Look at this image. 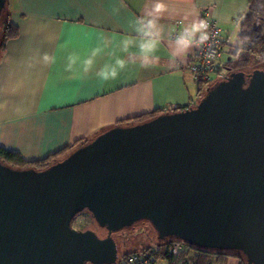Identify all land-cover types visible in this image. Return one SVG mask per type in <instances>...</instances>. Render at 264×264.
<instances>
[{
	"label": "water",
	"instance_id": "obj_1",
	"mask_svg": "<svg viewBox=\"0 0 264 264\" xmlns=\"http://www.w3.org/2000/svg\"><path fill=\"white\" fill-rule=\"evenodd\" d=\"M225 79L196 107L112 128L43 171L0 164V264H117L121 234L142 226L156 245L264 264V72ZM83 212L93 225L77 231Z\"/></svg>",
	"mask_w": 264,
	"mask_h": 264
},
{
	"label": "crops",
	"instance_id": "obj_2",
	"mask_svg": "<svg viewBox=\"0 0 264 264\" xmlns=\"http://www.w3.org/2000/svg\"><path fill=\"white\" fill-rule=\"evenodd\" d=\"M251 0H7L10 20L18 37L6 44L0 59V148L24 160L41 161L63 149L91 141L118 124L136 118L194 107L199 100L195 79L187 65L195 51L172 58L170 35L176 22L183 28L209 11L223 32L220 67L229 60L240 21ZM156 3L165 10L156 13ZM148 20L156 23L160 43L159 61L141 67L138 29ZM133 40L129 52L122 42ZM105 44L107 45L105 47ZM104 47L92 73L73 80L64 71L66 57L78 52L83 57L94 47ZM109 52L127 61L116 80L103 82L95 72L110 62ZM44 53L55 56L54 64L40 62ZM31 56V68L24 64ZM150 248V246H149ZM195 253L186 261L192 264ZM152 264H169L159 259ZM223 264H240L228 257Z\"/></svg>",
	"mask_w": 264,
	"mask_h": 264
},
{
	"label": "trees",
	"instance_id": "obj_3",
	"mask_svg": "<svg viewBox=\"0 0 264 264\" xmlns=\"http://www.w3.org/2000/svg\"><path fill=\"white\" fill-rule=\"evenodd\" d=\"M255 22H258L259 26L255 27L254 26ZM0 23L4 24L5 26V31L3 33H0V59H1L5 51L6 44L11 40L16 39L19 33L17 26L14 25L10 20L7 0H5L4 7L0 13ZM254 28H256V31H254ZM245 36L250 38V43L247 46L246 51L239 56L235 54L234 49H232L229 52V60L224 65V69L229 71V73L243 71L248 67V65L251 63L253 59L258 61H264V0H251L249 2L248 9L240 21V32L238 37H245ZM196 84L198 87L199 96H201L203 93L207 91V89L211 88L215 83L208 84V83L196 82ZM183 108L184 107H182L181 110ZM167 113H171V112H167ZM159 115L161 114L157 113V114L145 115L136 118L135 122L132 123L131 125L130 124L124 125V123L122 124L120 123L114 126L113 128L130 127V126L138 125L147 122ZM89 142L90 141H81L76 145L75 148L63 149L44 160L33 161V162L26 161L18 154L0 148V164L9 167L10 169L13 170L43 171L49 168L50 166L56 164L57 162L62 161L73 151H75L79 147ZM174 242H179V241L175 239H169L168 241H166V243L159 242V245H157L156 247H150L144 252L125 254L122 257L121 263L126 262L129 259V257L133 255H138L142 257L147 262V264H152L154 261L159 259L167 260L169 264H172L171 259L167 255L166 249ZM188 247L191 248L193 253H195L194 261L192 264H223V262L228 257H235L239 259L240 264L243 263L246 264L242 257L236 255L233 252H222V251H214V250L197 249L195 247H190V246ZM179 264H188V262L186 261L185 257H182L179 259Z\"/></svg>",
	"mask_w": 264,
	"mask_h": 264
},
{
	"label": "clouds",
	"instance_id": "obj_4",
	"mask_svg": "<svg viewBox=\"0 0 264 264\" xmlns=\"http://www.w3.org/2000/svg\"><path fill=\"white\" fill-rule=\"evenodd\" d=\"M155 12L160 13L165 10V5L156 3ZM156 23L154 20H148L143 24L138 32L142 35L143 40L138 44L139 56L141 59V67H149L159 61V56L156 55L158 50L159 32L155 31ZM5 31L4 24L0 23V33ZM212 39L209 32V24L204 19L195 18L188 23L183 30L175 37L173 43L174 48L172 51V58L174 60L183 59L187 56L188 52L194 47H200L208 43ZM250 43V38L236 37L233 41L234 52L237 56L246 51ZM133 40L126 38L122 42L121 51L128 53ZM107 45L105 44V47ZM104 52V47H94L90 52L86 53L83 57L78 52H72L67 55L64 65V71L69 74V79L79 80L90 73H92L97 57L101 56ZM108 56L111 58L110 62H105L99 70L95 72V78L100 81L107 82L109 80H116L127 67V61L114 52H109ZM40 62L44 64H54L56 62L55 56L44 53L40 56ZM24 64L26 67L31 68L32 57L25 58ZM6 102H0V112L6 109Z\"/></svg>",
	"mask_w": 264,
	"mask_h": 264
},
{
	"label": "built area",
	"instance_id": "obj_5",
	"mask_svg": "<svg viewBox=\"0 0 264 264\" xmlns=\"http://www.w3.org/2000/svg\"><path fill=\"white\" fill-rule=\"evenodd\" d=\"M209 24V32L212 39L203 46L195 47V51L187 65V71L193 76L196 82L212 84L226 80L227 71L224 67H220L219 58L225 45L223 32L217 22L212 19L209 11H204L201 15ZM183 30V23L178 21L174 25V30L170 35V39L174 41L175 37ZM191 107L185 106L182 110L178 108L173 111H186ZM167 255L171 259L172 264H179V259L187 258L188 254L193 252L191 248L179 242H174L167 249ZM121 264H147V262L138 255L129 257L126 262Z\"/></svg>",
	"mask_w": 264,
	"mask_h": 264
},
{
	"label": "rangeland",
	"instance_id": "obj_6",
	"mask_svg": "<svg viewBox=\"0 0 264 264\" xmlns=\"http://www.w3.org/2000/svg\"><path fill=\"white\" fill-rule=\"evenodd\" d=\"M254 26L255 27L259 26V23L255 22ZM255 70H260V71L264 72V61H258V60L253 59L246 69H244L243 71H239V72H243L244 74L248 75ZM227 75H229V71H227ZM215 83H217V82H215ZM205 94H206V92L203 93L199 97V100L194 105V107H196L198 102L201 100V98ZM90 225H93V222L87 213H82V214L78 215V217L73 222V228L77 231H82L84 229L87 230V227H89ZM121 244H122V254H121V258L119 259L117 264L121 263L122 257L125 254L140 253V252L146 251L149 248V246L150 247H156L157 246L150 239V237H149L144 226L139 228L134 234H132L130 236H128L126 234H121Z\"/></svg>",
	"mask_w": 264,
	"mask_h": 264
},
{
	"label": "flooded vegetation",
	"instance_id": "obj_7",
	"mask_svg": "<svg viewBox=\"0 0 264 264\" xmlns=\"http://www.w3.org/2000/svg\"><path fill=\"white\" fill-rule=\"evenodd\" d=\"M83 213H87V212H83ZM82 214V213H81ZM88 214V213H87ZM104 230V229H103ZM106 231V230H105ZM120 232V231H119ZM118 233V232H117ZM116 234V233H115ZM114 235V234H113ZM100 238V237H99ZM169 239H167V240H165V241H163V242H161V243H166V241H168Z\"/></svg>",
	"mask_w": 264,
	"mask_h": 264
}]
</instances>
